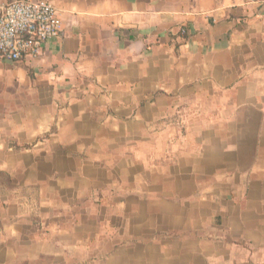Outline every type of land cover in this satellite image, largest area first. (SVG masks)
Here are the masks:
<instances>
[{"label": "crops", "instance_id": "crops-1", "mask_svg": "<svg viewBox=\"0 0 264 264\" xmlns=\"http://www.w3.org/2000/svg\"><path fill=\"white\" fill-rule=\"evenodd\" d=\"M51 1L0 59V264H264V0Z\"/></svg>", "mask_w": 264, "mask_h": 264}, {"label": "built area", "instance_id": "built-area-1", "mask_svg": "<svg viewBox=\"0 0 264 264\" xmlns=\"http://www.w3.org/2000/svg\"><path fill=\"white\" fill-rule=\"evenodd\" d=\"M60 17L51 0L0 1V59L16 62L42 56L47 44L60 36Z\"/></svg>", "mask_w": 264, "mask_h": 264}]
</instances>
